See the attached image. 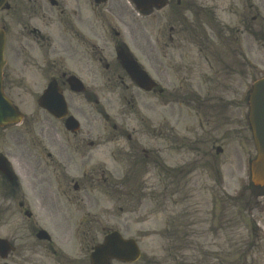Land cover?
Here are the masks:
<instances>
[{"label":"rangeland","instance_id":"1","mask_svg":"<svg viewBox=\"0 0 264 264\" xmlns=\"http://www.w3.org/2000/svg\"><path fill=\"white\" fill-rule=\"evenodd\" d=\"M215 4L218 8H215ZM252 8L255 12L251 11ZM247 9L250 11L247 12ZM205 10L209 20V25L205 28L209 41H224V48L217 46L218 52L225 58L224 76L221 75L217 80L219 86L214 85L211 78H205L210 72V67L201 58L202 54L195 51L194 69L186 80L196 89L200 90L201 87L206 89L201 94V99L212 96L224 102V115L221 117L215 108L214 110L206 108L203 114L196 115L192 107H179L175 104L172 98L175 93L171 92L178 89L180 78L172 75L165 79L169 88H165L167 93L162 99L161 107L156 104L154 94L136 97L130 93L127 96V92H123L125 99L119 100L116 95L107 94L101 87L97 95L109 98L110 101L103 110L109 117L107 126L102 121L101 111L95 110L82 95L69 97L71 109L82 123L80 133L89 136L86 142L97 141L100 136H103L101 141L113 136L119 141V146H116L114 151L111 145L106 146L115 159L117 157L120 159L121 164L109 157L107 149L102 151L97 149L91 161L89 158L84 159V163H89L88 166H94V169L91 167L83 169V173L89 172L88 178L100 168L98 155L108 170L111 171L118 165L120 169L118 178L121 181L128 172L124 156L118 155L122 142L118 138L121 130L118 128L113 130V125L123 126L129 122L130 128H137L138 135L141 136L148 130L150 124L152 127L156 124L155 130L159 126L162 128L164 147L165 144L170 145L166 139L170 140L169 137H174L175 134L188 138L189 147L173 153L171 166L183 168L175 178L165 173L160 175L161 179L157 173H141L136 183L130 182L121 188L122 192L110 196L113 201L101 196L95 201L83 191L82 206L63 204L62 210L67 215V221L62 222V231L70 228L72 233H66L69 235L67 241L73 243L75 248V251L68 255L83 258L84 261L87 259V254L81 252L83 241L80 233H88L87 240L91 243L89 239L92 237L99 241L104 233L117 230L124 233L123 237L134 238L140 244L143 258L138 264L143 260L156 264H171L170 260H165L162 249L164 245H170L173 241L168 238L165 240V237L170 238V233H195L197 238L194 240L192 251L177 254L174 264H264L262 210L264 197L258 195L261 193L260 190H247L248 161L255 156L247 127V97L253 81L264 77V0H216V3L206 1ZM246 12L249 14L248 19L253 17V23L250 25L242 23L246 22L243 18ZM212 15H215L217 20L211 18ZM144 23L142 19L141 24ZM219 23L223 25L220 26ZM113 25L119 29L123 28L115 19ZM219 27H224V34L220 37L218 34L215 35L212 29ZM138 28L141 30V27ZM144 28L152 33V26L149 23H146ZM26 51L25 47L23 53ZM239 55L245 58L244 65ZM143 63L151 71L154 79H157L151 69L153 66L157 73L156 63L147 61ZM256 69L258 71H255ZM200 74H203V82ZM80 75L84 84L90 87L93 75L85 73ZM158 78L161 80L162 77ZM97 83L100 85L98 81ZM208 90L210 91L207 92ZM29 91L30 87L15 90L18 96L27 101L25 107L21 104L22 113L27 120L31 117H43L37 104L33 102L37 95ZM27 92L29 94H25ZM132 97L138 98L137 115L128 114V110L134 108L130 105ZM140 118L142 122L139 121ZM187 129L192 132H186ZM192 140H195L194 144ZM184 143H187L186 139ZM217 147L222 148L219 154L216 153ZM169 155L172 153L167 155L170 158ZM75 175L77 174L72 173L70 176ZM94 175L99 179L97 172ZM81 176L82 174H79L77 177ZM83 181L85 184L88 183L87 178ZM178 181L180 185H177ZM177 187L181 189V193L170 196ZM142 193L145 194V198L142 199L141 205H138L135 198ZM242 193L258 196L255 206L257 212L252 214L253 217L240 213L238 201ZM128 196L131 198L130 202H126ZM257 226L258 229L260 227V231L257 230ZM76 231L78 233H75ZM156 233L161 234L162 238L156 236ZM179 246L183 244L179 242Z\"/></svg>","mask_w":264,"mask_h":264},{"label":"flooded vegetation","instance_id":"2","mask_svg":"<svg viewBox=\"0 0 264 264\" xmlns=\"http://www.w3.org/2000/svg\"><path fill=\"white\" fill-rule=\"evenodd\" d=\"M100 1L3 0L1 2L0 28L6 31V34L10 29H14L13 37L16 39L26 32L30 42L42 43L41 46L48 47L47 53L38 55L42 58V65L38 67L37 72L44 71L45 76L31 75L30 84L33 87L40 88L43 85L45 89L51 81H55L61 90L68 89L66 75H75L69 70L67 65L69 60L80 72L85 73H90L92 68L83 65L84 61L97 62L104 72L108 84L105 88L109 92L115 91L118 86L124 91H131L134 85L121 69L116 58L118 53L133 57L135 54L144 61L154 60L156 75L162 77L161 81L163 77H169V71H173L172 75L175 77L190 76L193 71L194 53L203 51L205 45L202 39H199L202 45L197 47L194 35L196 20L204 18V0H140L141 4L132 5L131 9L138 12L145 23L139 22L134 25L133 21L129 20L133 18L129 16L131 10L126 4L125 9L121 7L123 10H114L107 6L121 0H104L103 3ZM123 1L125 3V0ZM138 6L139 8H136ZM100 7L104 8L100 9ZM103 11L113 14L109 19L112 24L116 19L125 26V34L130 41L129 46L123 41L121 32L110 23L103 26L100 33L98 21ZM146 23L153 25L151 34L144 28ZM138 27H141L142 33ZM28 61L32 66L36 65L34 55L28 56ZM40 67L44 69H39ZM16 78L19 76L13 78L6 74L3 77L4 85H7L10 92L22 82V80L17 81ZM158 82L156 102L160 107L164 90L160 91L162 87ZM179 88H182V85ZM94 101L97 103L96 100ZM47 116L46 121H49L51 118L48 114ZM58 122L62 124V120ZM34 125L25 129L28 135L30 134L26 149H21L23 138L15 135L16 137L11 136L14 149L7 148L5 153L14 156L18 166L16 173L25 178V189L43 219L62 221V198L56 197L54 190L56 188L58 193H62V187L64 190L68 188L69 183L62 181V159L66 165H70L71 158L75 156H66L67 144L60 136L50 137L43 133L50 128V123L37 126L36 134L33 132ZM40 130L42 132L39 134ZM157 135L161 139V128ZM67 136L73 141L70 146L75 151H78L86 141V138L80 135L65 133L64 138ZM127 139L131 141L130 137ZM90 145H93L92 141ZM51 174L54 181L58 180L57 182L51 181ZM20 183L17 176H13L11 181H6L0 174V233H7L11 244L15 245L14 251L5 260L0 258V264H44L41 260L44 258L43 251L49 255V260L45 264H62V249L51 248L53 247L51 243L37 240L36 224H20L14 215L9 213V206L3 204L2 186H6V189L11 191H19ZM75 188L77 189L78 186ZM20 197L18 206L20 211H24L27 206L24 203V193ZM244 206L242 204V209L249 214L256 211L255 203L253 209L247 206L248 210H245ZM56 234L59 239L62 238V233ZM83 234L87 235V233ZM84 249L88 250L87 246ZM69 261V264H84L83 259H69Z\"/></svg>","mask_w":264,"mask_h":264},{"label":"water","instance_id":"3","mask_svg":"<svg viewBox=\"0 0 264 264\" xmlns=\"http://www.w3.org/2000/svg\"><path fill=\"white\" fill-rule=\"evenodd\" d=\"M2 57V46L0 45V61ZM127 71L132 74L139 82L142 88L150 89L153 87V83L150 78L143 72L137 71V66L131 62ZM264 86L263 82L256 83L254 92L250 98V111H249V124L257 151L255 159L250 162L251 181L254 185H264ZM81 90V87H77ZM50 93L47 96H43L40 99L42 106L47 107L49 110H53L56 106V102L51 99L48 100ZM3 99V100H2ZM4 98L0 97V118L7 117L8 106ZM52 106L54 108H52ZM3 246V244L0 243ZM138 255L137 249L132 241H123L117 232H113L111 235L105 238L103 245L94 249L91 255L92 264H104L107 257H115L124 261H133Z\"/></svg>","mask_w":264,"mask_h":264}]
</instances>
